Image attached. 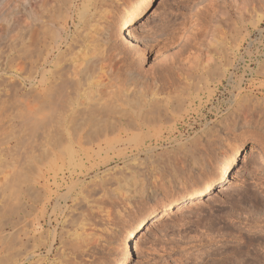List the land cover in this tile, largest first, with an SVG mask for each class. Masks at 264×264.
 I'll list each match as a JSON object with an SVG mask.
<instances>
[{"label":"rangeland","instance_id":"1","mask_svg":"<svg viewBox=\"0 0 264 264\" xmlns=\"http://www.w3.org/2000/svg\"><path fill=\"white\" fill-rule=\"evenodd\" d=\"M125 1L107 2L114 70L101 78V108L79 116L80 142L71 151L24 105L30 83L11 73L24 68L21 47L0 46V264H107L130 250L121 216L148 197L156 208L135 233V264H244L264 249V163L249 155L264 144V16L251 23L264 0H150L130 33L121 25ZM239 142L237 161L217 183L160 206L183 175ZM52 157L63 164L56 173L45 171ZM27 170L45 205L35 189L31 200L21 193ZM126 177L143 187L124 199L116 188ZM236 187L245 195L230 203L225 194Z\"/></svg>","mask_w":264,"mask_h":264},{"label":"bare ground","instance_id":"2","mask_svg":"<svg viewBox=\"0 0 264 264\" xmlns=\"http://www.w3.org/2000/svg\"><path fill=\"white\" fill-rule=\"evenodd\" d=\"M107 2L108 0H0V38L11 33L6 47L19 45L23 53L22 64H24V68L27 67L24 79L30 83V86L23 91L24 105L31 114L41 117L42 125L53 127L57 131L61 143L66 144L67 149H70V151L72 148L70 146L80 142L79 128L82 122L79 121V116L94 113L101 108L100 105L104 99L100 98V86L105 85L104 79L101 78L102 76L105 77L106 74L104 72H111V69H113L111 51H114L115 48L113 46L115 44L111 41L110 31L107 30L113 18L111 16L112 10ZM149 2L150 0H126L123 3L121 16L123 30H127L130 33L129 26L145 10ZM263 16L264 11L259 12L254 17L255 19L251 20L253 21L251 23L257 25ZM36 21H41L42 23L37 24ZM70 22L74 25V28L72 27L73 31L68 36V25ZM107 25L109 26L107 27ZM233 45L235 44L233 43ZM233 47H237V43ZM261 63L260 65L264 64ZM224 65L222 67H225ZM261 67L259 68L260 70L263 68ZM222 75L220 74V76ZM129 78L128 87L130 88L131 85L133 86L134 79L131 72H129ZM34 80L36 81L33 83ZM129 90H126L127 94L125 95H128ZM138 137V135H135L130 138L134 141L135 139L138 140ZM257 146L259 148H250L249 155L252 156L254 161L264 163V144L261 143ZM240 150L241 143L239 142L232 145L211 164L204 165L198 173L183 175L173 187L169 188V191L164 193L163 198L160 200V206L167 208L189 192L206 190L212 184L217 183L233 167ZM59 151L61 152V150ZM61 153L63 154L64 152ZM66 155L68 156V153ZM49 158L51 159V157ZM71 159L69 160L70 162L72 161ZM66 160L63 162H66ZM48 162L50 163L45 166L47 168L45 171L51 170L53 173H56V170H59L63 165L58 164L54 157H52V161ZM40 164L44 166L45 163ZM34 167H36V170L33 169V171H42V167L36 165L32 168ZM29 170L25 174L21 173V176L24 175V177H19V181L21 178L23 183H25L23 189L19 187L21 193H24L23 195L26 197L25 200H31L34 197V194H32L33 189L40 195L43 193H39V188H34L33 184L37 179L33 177L35 175L32 173L33 171ZM130 177L128 178L130 179ZM124 179L126 180L118 181L120 183L116 188L117 190L118 188L124 190H122L124 199L130 198L129 196L135 194L138 186L141 187L139 189L143 187V185L133 186L131 184L133 182L127 177ZM51 181L53 180L51 179ZM135 181L138 182V180ZM40 195L36 196V201L40 199L42 202L40 203L43 205L45 198L44 195H41L43 198H39L41 197ZM152 200L153 197L141 199V203L133 207L131 212H128L124 217L121 216L124 223V238L126 240L136 237L135 233L143 225L147 215L156 208ZM24 205L26 209H23V212L31 218L33 206L29 204V201H25ZM117 213L122 215L121 211ZM33 215L36 214L33 213ZM29 218L26 219L28 226L32 223ZM42 237L44 236L42 235ZM134 243L136 245V241ZM128 252L129 249H124L123 253L117 255L113 260L118 257L126 258ZM107 264H109V261Z\"/></svg>","mask_w":264,"mask_h":264},{"label":"snow or ice","instance_id":"3","mask_svg":"<svg viewBox=\"0 0 264 264\" xmlns=\"http://www.w3.org/2000/svg\"><path fill=\"white\" fill-rule=\"evenodd\" d=\"M37 24H41V21H36ZM11 36V33H8L7 35L3 36L2 38H0V44H4L7 45L8 41H9V37ZM214 62L210 61V64H212ZM9 69L5 68V71H8ZM27 71V67L25 68H21L19 70L12 68L11 69V73L13 75V77H18V76H22L25 72ZM259 134L264 137V127H262L259 130ZM245 193L242 190L241 187H236L233 190H231L228 194H225V199L228 200L229 196L232 197V200L230 201V203H236V197L237 196H244ZM219 210V209H218ZM203 211L207 212V209H203ZM262 215H264V212H262ZM138 235V233L136 234ZM71 241H74L75 238L74 237H70L69 238ZM135 237H133L130 240V250L127 254V257H118L116 260H111L109 261V264H135V261L138 257V253L136 252V245L134 243ZM242 254V250L241 251H237L236 255H241ZM255 255L257 257V259H245L244 264H264V249H262L260 252L258 253H249V256ZM221 264H237V261L235 258L226 260V261H222Z\"/></svg>","mask_w":264,"mask_h":264},{"label":"built area","instance_id":"4","mask_svg":"<svg viewBox=\"0 0 264 264\" xmlns=\"http://www.w3.org/2000/svg\"><path fill=\"white\" fill-rule=\"evenodd\" d=\"M187 124L186 123H183V126H186ZM187 127V126H186ZM178 128H181V130H182V135H184V136H187L188 134H190V131H187V128L183 131V128L180 126V127H178ZM177 133H179V131H177Z\"/></svg>","mask_w":264,"mask_h":264}]
</instances>
